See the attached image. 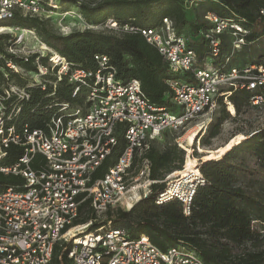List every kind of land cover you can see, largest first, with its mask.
Returning <instances> with one entry per match:
<instances>
[{
	"label": "built area",
	"instance_id": "2783aa9c",
	"mask_svg": "<svg viewBox=\"0 0 264 264\" xmlns=\"http://www.w3.org/2000/svg\"><path fill=\"white\" fill-rule=\"evenodd\" d=\"M54 6L46 0H0V20L16 12L44 19ZM260 15L264 18V7ZM204 18L210 26L200 35L211 54L202 59L189 45L190 37L178 33L169 17L149 28L123 27L141 31L170 69L181 76L168 80L174 110L152 102L138 78L119 80L105 55L95 56L98 66L94 69L70 71L66 58L43 43L34 30L20 25L1 27L12 36L8 53L26 59L35 53L49 58L48 64L39 62L34 73L13 61L7 62L10 68L39 83L42 75L58 68L59 79L68 75L76 84L75 94L81 88L91 90L85 106L70 108L65 103L67 113L53 115L44 127L24 126L20 131L9 121L20 109L7 112L4 101L12 96L29 98L32 83L9 84L0 95V171L24 179L20 186L0 190V264H54L55 249L62 240L72 242L67 256L73 264H205L194 252L172 245L160 248L148 235L133 237L124 227L85 231L93 220L75 224L80 205L87 199L97 219L118 204L126 203L124 206L130 208L147 196L146 189L157 181L150 179V162L142 159L144 153L166 131H180L203 117L209 120L220 105L218 96L224 97L232 116L236 112L230 110L235 106L229 95L238 88L252 94V105H264V58L243 67L233 65L229 56L219 59L222 35L230 37L234 54L245 44L251 29L214 12H207ZM105 26L117 28L118 24L110 19ZM29 40L38 47H30ZM3 58L0 51V60ZM206 127L204 122L199 129ZM118 130L123 132L125 146L105 175L94 179L96 170L118 144ZM12 144L23 146V155L4 165L1 161ZM135 160L141 163L134 167ZM165 182L167 188L156 202L176 199L189 215L196 188L204 182L200 170L170 173Z\"/></svg>",
	"mask_w": 264,
	"mask_h": 264
},
{
	"label": "trees",
	"instance_id": "16d2710c",
	"mask_svg": "<svg viewBox=\"0 0 264 264\" xmlns=\"http://www.w3.org/2000/svg\"><path fill=\"white\" fill-rule=\"evenodd\" d=\"M46 1L58 2L53 8L60 6L62 11L78 7L89 26L104 25L113 19L118 27H107L105 32L89 27L63 35L51 29L49 19L24 16L19 12L0 20V26L20 25L34 30L43 43L66 58L70 71L76 68L94 69L98 66L95 56L105 55L116 69L119 80L126 82L131 78H138L151 101L170 110H174V103L168 80L181 76L170 69L158 49L148 42L141 31L124 30L123 27L129 25L149 28L158 25L164 17H169L174 21L178 33H185L190 37L189 45L197 51L199 59L211 54L207 42L200 35L201 30L210 26L209 22L205 18L190 21L182 0H101L93 5L80 0ZM199 1L204 15L214 12L219 16L235 19L251 29L243 45L247 46L244 52H248L247 49L252 44L257 45L264 37V18L260 15L264 0ZM11 39L10 34H0V51L4 54V58L0 60V95L11 81L26 86L32 83L29 98L12 96L4 101L7 112H12L14 108L20 109L9 120L16 130L20 131L24 126L31 129L44 127L53 115L68 112L63 108L65 103L70 108L85 106L91 88H81L75 94L76 84L69 81L68 75L63 74L59 79L58 68L42 75L41 83L10 68L7 62L13 61L34 73L38 70L39 62L48 64L49 59L39 53L27 59L8 53L6 47ZM229 39L226 35L221 36L219 59L229 56L233 64L236 54L243 51V46L232 54ZM259 47L254 46L251 51L257 52ZM263 58L264 48L259 59L252 63ZM184 78L188 79V76L185 75ZM251 97L252 94L247 89L238 88L229 95V101L234 104L236 113H241L243 106L257 107L252 105ZM217 98L222 108L215 121H210L204 130L201 144L205 147H209L211 140L219 136L224 121L232 117L224 97ZM117 132L118 144L96 170L94 179L105 175L125 146L123 132ZM241 138L233 139L218 154L219 157H203L198 168L204 182L196 188L189 215L184 213L183 204L176 199L163 204L156 202L159 194L167 188V183L163 182L166 176L184 168L186 151L177 143H167L161 148L156 143L159 139L155 140L142 157L150 162V179L157 181L152 185L151 193L138 200L129 210L117 209L115 213L109 210L112 217L100 222L93 221L88 231L124 227L133 237L148 235L160 248L172 245L194 252L205 264H264V232L261 229L264 226V128L252 132L247 138ZM23 152V146L12 144L3 157L2 164L15 163ZM140 163L141 161L135 160L134 167ZM23 183L21 176L0 171V190ZM83 196L84 194L81 197ZM88 206L86 216L81 217ZM79 210L75 224L95 218L90 200L82 202ZM71 243H58L54 264H73L67 256Z\"/></svg>",
	"mask_w": 264,
	"mask_h": 264
},
{
	"label": "rangeland",
	"instance_id": "374dc122",
	"mask_svg": "<svg viewBox=\"0 0 264 264\" xmlns=\"http://www.w3.org/2000/svg\"><path fill=\"white\" fill-rule=\"evenodd\" d=\"M80 1H84L85 3L93 5L94 3H97L101 0H80ZM182 1H183V7L186 12V16L190 21H198L204 18V10L201 8V2L199 0H182ZM53 4L57 6L58 2L54 1ZM58 7L59 8L51 7L53 9V12L51 11L47 15V17L44 18V19H49L51 29H53L58 34L66 35L72 31L85 30L86 28H89V27H91V29L95 31H104V32L107 31L106 30L107 27L105 26V24L89 26L86 23L82 14L80 13V10L78 9V7H72L68 9V11H62L60 9V6ZM1 27L3 26H0V29H2ZM0 34H10V33L7 30H2V31L0 30ZM27 44L30 47L33 45H36L38 47V43L32 40H29ZM254 46H257V47L261 46L259 47L260 50H258L257 52L251 51ZM246 47L243 46V51H241V53L236 54V58L233 61V64L235 66L243 67L249 63L257 61L259 59V55L262 53V48H264V37L261 38V40L258 42L257 45L255 43L252 44L250 49H247L248 52H244V49H246ZM51 49L55 51L53 48ZM47 51L50 52V50H47ZM207 62H209V59L207 60ZM28 78H29V75H28ZM9 83L14 84L15 81H11ZM221 108H222V105H219L213 111V113L209 116L210 118L209 120L203 117L201 120H199L198 123H193L185 129H182L180 131H169L165 133L159 140L156 141L157 146L163 148L165 145H167V143L168 144L177 143L179 147H181L182 149L186 151V159H185V164L183 165V167H185L186 163L188 162L190 158L196 159L197 160L196 163L200 166L201 162L203 161V157L205 156L212 157V158L219 157L218 154L228 144H230L233 141V139L237 137H242L241 139L247 138L252 132L258 129L264 128V105L258 106V107L243 106L241 113H236L235 117L231 115L232 117H229L224 121L221 127V133L219 134V136L211 140V144L209 147H205L201 144V138L204 135V132H205L204 130L206 128L199 129V127L204 122L206 125H208L210 121L211 122L215 121V119L219 115ZM231 109L234 110L232 107ZM202 131L203 133L201 134ZM190 132L196 133L194 135V140L191 143H189L188 141V135L190 134ZM181 171L182 169L174 171V172L180 173ZM165 180L166 178L163 180V182H165ZM151 191H152V186L146 189L147 195H149ZM143 197L145 196H142V198ZM136 202H134L133 205ZM125 204H118L115 208H111L110 211L111 212L114 211L113 213H115L117 209L129 210L133 207L132 205L129 208V206L128 207L124 206ZM88 208L89 206L85 208L81 217L86 216L88 212ZM108 217L109 218L112 217V216L110 217L109 212L105 213L102 217H99L97 219H92V220L100 222V221L108 219ZM86 222L87 221L83 223H86ZM88 229L89 227L85 231H88ZM261 229H262V232H264V226L261 227ZM65 242H66L65 240H62L60 243H65Z\"/></svg>",
	"mask_w": 264,
	"mask_h": 264
},
{
	"label": "bare ground",
	"instance_id": "6f19581e",
	"mask_svg": "<svg viewBox=\"0 0 264 264\" xmlns=\"http://www.w3.org/2000/svg\"><path fill=\"white\" fill-rule=\"evenodd\" d=\"M1 31L2 30H6V28H2V29H0ZM231 107L233 108V106L231 105L230 106V110L232 111V112H235V110H232L231 109ZM234 109V108H233ZM196 129V128H195ZM194 131V130H193ZM192 131V132H193ZM192 132H190V134L188 135V141H189V143H191L193 140H194V135L196 134V133H192ZM197 162V160L196 159H190L189 160V163H188V165L185 167V169L184 170H182L181 172L182 173H185V172H188V173H196V172H199V169H198V164L196 163ZM180 172V173H181Z\"/></svg>",
	"mask_w": 264,
	"mask_h": 264
},
{
	"label": "clouds",
	"instance_id": "9594fccd",
	"mask_svg": "<svg viewBox=\"0 0 264 264\" xmlns=\"http://www.w3.org/2000/svg\"><path fill=\"white\" fill-rule=\"evenodd\" d=\"M235 111H236V109H235Z\"/></svg>",
	"mask_w": 264,
	"mask_h": 264
}]
</instances>
